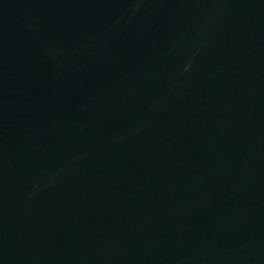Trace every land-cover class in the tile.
Wrapping results in <instances>:
<instances>
[{
    "label": "water",
    "instance_id": "water-1",
    "mask_svg": "<svg viewBox=\"0 0 264 264\" xmlns=\"http://www.w3.org/2000/svg\"><path fill=\"white\" fill-rule=\"evenodd\" d=\"M0 264H264V0H0Z\"/></svg>",
    "mask_w": 264,
    "mask_h": 264
}]
</instances>
